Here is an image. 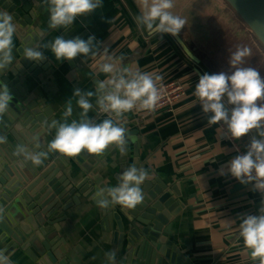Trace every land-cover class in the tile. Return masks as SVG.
Segmentation results:
<instances>
[{"label":"crops","instance_id":"1","mask_svg":"<svg viewBox=\"0 0 264 264\" xmlns=\"http://www.w3.org/2000/svg\"><path fill=\"white\" fill-rule=\"evenodd\" d=\"M21 7L30 3L14 0ZM34 7H43L33 24L39 34L36 45L53 40L58 35L65 39L80 36L87 39L95 35L100 41L94 49L95 55L77 56L72 61H58L50 49L44 52L46 67L39 73L22 69L18 77L26 91L23 98L34 101L38 106L51 109L52 119L39 139L30 143L32 152L47 153L38 166L53 163L54 176L60 182L66 179L71 185L79 184L87 177L86 194L74 197V204L68 208H58L51 219L55 224L44 222L46 236L57 234L68 246L66 255L72 264H109L106 253L115 250V264L127 261L125 246L118 255L113 239L115 222L106 219L98 201L110 187L120 182L124 170L131 166L142 168L148 173V180L163 184L171 190V197L180 207L172 220V232L168 234L175 249L188 260L185 264H259L253 260L250 249L244 246L239 234L240 217L258 214L263 195L253 189V185L241 184L228 172L227 162L236 156L230 141L223 137L220 123L209 125L198 98L193 95L198 82V73H215L229 69L228 55L237 46L251 49L242 66L259 70V41L227 6L224 0H173L169 9L173 15L185 21L184 27L173 36L149 32L138 25L136 17L141 14L139 0H103L102 7L93 13L76 18L68 29H52L48 26L49 12L46 0H31ZM3 10V9H2ZM13 35V50L30 35L27 29L17 24ZM149 37V47L143 38ZM106 57L120 69L128 68L154 73L162 80L176 77L185 85V93L174 103L172 111L158 110L149 114L145 109L126 112L118 123L125 132V151L109 145L101 154L82 151L75 156H67L57 151H49L48 144L54 138L55 124L64 122L63 116L69 101L72 115L67 121L79 120L82 109L77 105L78 97L73 95L76 88L82 92L94 93L89 98L93 108L88 116L95 123L113 118L108 113L99 114L96 104L97 83L106 81L110 74L103 73L99 65ZM12 91L10 90V93ZM12 114L11 111H8ZM210 115V113L208 114ZM33 135L34 132L27 131ZM256 135L252 130L245 137L250 140ZM94 189H89V184ZM95 187L100 194L96 193ZM175 187L178 192L171 188ZM119 204H110L107 211ZM45 236V237H46ZM6 244H2L3 249ZM64 248V247H63ZM53 252L52 249H50ZM16 249L8 255L11 264H44L38 256ZM168 263L163 264H170ZM138 264V259H136ZM175 264H181L176 262Z\"/></svg>","mask_w":264,"mask_h":264},{"label":"clouds","instance_id":"2","mask_svg":"<svg viewBox=\"0 0 264 264\" xmlns=\"http://www.w3.org/2000/svg\"><path fill=\"white\" fill-rule=\"evenodd\" d=\"M48 5V26L52 29H68L78 16L93 13L102 7L103 0H46ZM141 14L135 19L138 25H143L149 32L178 35L185 21L169 11L173 0H139ZM16 26L13 16L7 10H0V71L6 69L12 60L13 35ZM98 41L95 35L87 39L75 36L65 39L63 35L41 45L24 48V57L31 61L45 59L41 48L50 49L58 61H72L77 56L95 55L94 49ZM251 55V49L237 46L228 55L229 69L215 73H198V82L193 95L198 98L203 113L208 117L209 125L223 123L232 139H240L252 130V136L246 145V151L234 156L227 162L228 172L241 184L253 185V189L264 195V76L255 67H245L244 59ZM112 57H106L99 65L100 71L110 74L106 81L97 83L96 104L103 113L113 118L95 123L88 116L93 108L89 98L93 92H82L76 88L73 95L78 97L77 105L82 109L80 119L67 121L72 115V104L69 101L63 113L64 122L55 124L54 138L48 144L49 151H57L67 156H75L82 151L90 154H101L111 144L125 151L124 128L118 123L126 112L139 107L151 109L158 100L156 82L162 77L154 73L141 72L138 69H120L110 62ZM13 95L8 84H0V114L5 113ZM210 113V115H208ZM18 153L25 161L34 165L42 163L47 153L29 152L23 147ZM148 173L136 166L128 167L120 176V182L110 187L104 194V199L98 201L99 206L107 208L110 204L133 208L143 200L141 185L148 179ZM239 234L244 246L250 249L253 260L259 259L264 264V200L258 214H246L240 217ZM109 264H115L116 251L106 253ZM0 264H10L8 257L0 250Z\"/></svg>","mask_w":264,"mask_h":264},{"label":"water","instance_id":"3","mask_svg":"<svg viewBox=\"0 0 264 264\" xmlns=\"http://www.w3.org/2000/svg\"><path fill=\"white\" fill-rule=\"evenodd\" d=\"M30 3L21 15L15 11L18 5L14 0H0V10H7L13 21L24 26L30 35L17 46L16 53L12 52L9 66L0 71V84H8L12 91L13 100L8 110L0 114V246L4 256L12 254L17 248L43 260L44 264H72L66 255L68 246L62 244L57 234L46 236L44 222L55 224L58 220L51 219V215L58 208H68L74 204V197L86 194L88 189L87 177H83L79 184H71L64 179L62 182L54 176L53 163L43 164L42 167L25 161L18 153V148L32 152L30 143L39 139L45 132L52 119L51 109L38 106L33 100L28 101L26 91L18 81L22 69L31 63L24 57V48L36 45L39 34L34 32L32 24L42 9V3L34 7L31 0H22ZM233 9L259 41L258 36V0H224ZM19 13V8L17 10ZM34 61L27 69L39 73L47 65H40ZM11 111L12 114H9ZM33 135L28 134L30 130ZM153 180L146 179L141 185L143 200L133 208L119 205L107 211L101 207L106 219L113 221V239L117 244L118 255L125 246L127 261L125 264H185L187 258L171 242L168 234L172 232V220L180 207L173 201L171 190ZM89 189L94 185L89 184ZM178 192L175 187L171 188ZM95 187L96 193L100 194ZM104 198H101V200ZM46 236V237H45ZM64 247V248H63ZM53 252H51V250ZM11 264V263H10Z\"/></svg>","mask_w":264,"mask_h":264},{"label":"built area","instance_id":"4","mask_svg":"<svg viewBox=\"0 0 264 264\" xmlns=\"http://www.w3.org/2000/svg\"><path fill=\"white\" fill-rule=\"evenodd\" d=\"M144 40V46L147 48L149 47V37L145 36L143 38ZM156 87L158 89V100L156 101L155 105L151 109H145L149 114H154L158 110H167L172 111L175 106V102L185 93V85L184 83L176 78H168L165 80H162L158 84H156ZM139 107L134 108L131 110V112H136ZM103 112L99 111V114H102ZM220 128L223 134V137L230 141L231 144H233L236 154H241L244 151H246V145L249 143L250 140H248L245 136L240 139H232L230 137V133L227 131V126L220 123Z\"/></svg>","mask_w":264,"mask_h":264}]
</instances>
